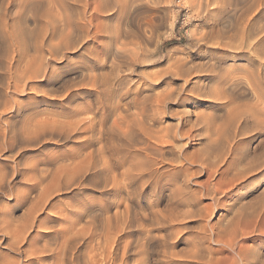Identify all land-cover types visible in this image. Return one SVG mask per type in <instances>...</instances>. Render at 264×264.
<instances>
[{"label":"rangeland","instance_id":"rangeland-1","mask_svg":"<svg viewBox=\"0 0 264 264\" xmlns=\"http://www.w3.org/2000/svg\"><path fill=\"white\" fill-rule=\"evenodd\" d=\"M55 1L0 0V229L21 227L41 186L53 177L63 181L62 169L93 162L107 168L105 177L80 170V184L51 187L55 212L44 228L28 231L36 235L34 245L59 243L55 230L68 225L57 216L61 209H75L81 242L119 210L137 224L126 229L134 252L127 253L128 264L135 257L134 264H264V0L250 13L245 10L253 0L134 1L127 24L141 30L153 16L155 32L143 36L133 54L129 39L124 45L114 39L126 21L110 1L99 0L105 11L92 3L85 13L94 15L90 27L81 30L60 21L80 6ZM244 18L250 19V39L261 41L250 50L242 47L249 34L240 29ZM51 47L54 58L48 57ZM42 55L47 79L24 77L14 89L9 75L19 76L30 57L33 69ZM1 86L12 89L3 93ZM38 119H45L42 131L25 138L24 128ZM137 158L141 168L153 170L150 178L138 175L133 196L125 188L112 195L105 178L110 184L113 174L124 183L122 171L130 163L139 168ZM33 169L46 177L30 186ZM221 237L235 247L242 243L246 256L233 255ZM7 239L0 231L1 253L8 251L2 246Z\"/></svg>","mask_w":264,"mask_h":264},{"label":"bare ground","instance_id":"bare-ground-1","mask_svg":"<svg viewBox=\"0 0 264 264\" xmlns=\"http://www.w3.org/2000/svg\"><path fill=\"white\" fill-rule=\"evenodd\" d=\"M22 1V0H21ZM51 1V0H50ZM55 1V0H54ZM70 1V0H69ZM75 1V3H77V5L80 6L79 10H75V13L73 15H69V14H65V16L63 15L61 18H60V21L61 23L63 22V25L66 23L68 25V27H75V29L78 30V28L81 30V28L85 29V28H88V25L90 27V24H91V20L93 19V13H89V16H86V17H89L87 18V21H85L86 17H85V13L88 9V7L93 3L95 4L93 6V9L95 11H98L100 9V7L102 6L100 3H102L103 1H110L109 4L111 6V9L113 8H116V10L121 14V16L123 17V19L126 21V24H125V27L124 28H119L117 30V33L114 32L113 34H115V38L116 39L115 41L120 43V44H123L124 45V40L126 39H129L130 40V43L132 44L133 46V49L130 51L132 54L135 53V49L136 50H139L141 48V45H140V42L143 41V36L144 38L145 37H150L153 35V33L155 32V23L152 19V17H146L145 18V21L144 22V29H137V28H134V27H131L130 24H127V18H128V15H129V11H130V7L132 6V3L134 1H137V0H103L102 2H100L99 0L96 1V0H73ZM141 1V0H140ZM183 1V0H182ZM191 1V0H190ZM202 1V0H201ZM257 1H263V0H253L251 3L249 2L248 6L246 7V11H248L250 13V9H252V7L256 8L258 7V5H260V3H257ZM29 2V1H28ZM57 3V0L55 1ZM189 2V1H188ZM187 2V3H188ZM210 2H213L214 3H217L219 2V0H205L204 3L206 4H209ZM224 2V1H223ZM27 3V2H26ZM32 3V2H31ZM40 3V2H39ZM49 3V2H48ZM104 3V2H103ZM190 3V2H189ZM194 3V2H193ZM59 4V3H58ZM105 4V3H104ZM108 4V3H107ZM134 4V3H133ZM218 4V3H217ZM150 5V4H149ZM197 5V4H196ZM105 6V5H104ZM103 6V7H104ZM113 6V7H112ZM148 6V5H147ZM198 6V5H197ZM222 6V4H221ZM62 7V5H61ZM54 8V7H53ZM60 8V7H59ZM90 8V7H89ZM107 8V7H106ZM198 8V7H197ZM137 9V8H136ZM64 10V9H63ZM90 10V9H89ZM101 10H104V8L101 7ZM100 10V11H101ZM105 11V10H104ZM203 11V10H202ZM59 12V11H58ZM244 12V13H245ZM53 15V14H52ZM55 17V15H54ZM57 18V16L55 17ZM244 21L241 22V24H243L241 26L240 29H242L241 31L245 32V30H250V26L248 27L247 25L250 24V19L249 18H244L243 19ZM48 21V20H47ZM56 24V23H55ZM65 24V25H66ZM64 25V26H65ZM67 25L65 27H67ZM247 26V27H246ZM63 27V26H62ZM246 27V28H245ZM71 29V28H70ZM74 29V28H73ZM74 29V30H75ZM44 31V30H43ZM146 31L149 33V35L146 34ZM73 32V31H72ZM87 32V31H86ZM248 32H245L246 34ZM40 34V33H39ZM223 34V33H222ZM45 38V36H44ZM112 41V40H111ZM126 42V41H125ZM259 43H261V41L259 39L253 41L250 39V32L249 34H247V37H245L244 39V43H243V46L242 47H246V49L250 50V48H252L253 46L257 45ZM219 43V42H218ZM226 43L227 45V42H224ZM126 44V43H125ZM36 45V44H35ZM51 46V45H50ZM50 46L48 47L50 49ZM56 48V47H55ZM42 49V48H41ZM48 50V54L49 56L48 57H53L54 58V52H57V50H53V47H51V50ZM117 49V48H116ZM119 50V49H118ZM119 52V51H118ZM129 52V53H130ZM126 53V52H125ZM137 53V52H136ZM36 56V55H34ZM32 56V57H34ZM46 56V55H44ZM126 56H130V54H126ZM43 55L40 57V62H39V65H35V67L33 69H30L29 65H32V63H36V61L33 59H28V61L26 60L25 62V65H24V70L23 69H20L21 71H23L21 73L22 75H20L19 73V76L15 73V74H12L11 72V76L9 75V78L10 77L13 79V88L16 89L17 87H20V86H23L24 83H20L22 81V78H30V77H40L41 79L44 78V79H47V75H46V69H47V62H44L43 60ZM13 58V57H12ZM32 60V61H31ZM45 61H46V58H45ZM49 62V61H48ZM32 67V66H31ZM178 70V69H177ZM9 73V74H10ZM89 76V75H88ZM26 78V79H27ZM9 81V80H8ZM81 81V80H80ZM10 82V81H9ZM9 82L7 84H9ZM25 82V81H24ZM85 82V81H84ZM87 82V81H86ZM85 82V83H86ZM89 82V81H88ZM12 83V82H11ZM10 83V85H11ZM26 84V83H25ZM89 84V83H87ZM2 87V92L5 93L7 89H12L10 86H7V89L3 86ZM30 88V87H29ZM23 89V88H21ZM20 90V89H19ZM53 90V89H52ZM41 91V90H40ZM67 91V90H66ZM49 92V91H48ZM1 93V94H3ZM8 93V92H7ZM113 92L111 90H108V92L106 93L108 95V98L110 99L113 94ZM126 93V92H124ZM7 95V94H6ZM67 96H69V92L66 94ZM1 97V95H0ZM4 97V96H3ZM126 104V103H125ZM5 106V105H4ZM116 106H120V102H117L116 103ZM114 106V107H116ZM125 108V107H124ZM75 110V109H74ZM122 111V110H121ZM119 112V111H118ZM183 112V111H182ZM74 114V113H73ZM138 115V114H137ZM135 115V116H137ZM72 116V115H71ZM182 116V115H181ZM146 117V116H145ZM121 118V117H120ZM126 118V116H125ZM135 118V117H134ZM148 118V117H147ZM116 119V118H115ZM143 119V118H142ZM141 119V121H142ZM146 119V118H145ZM153 119V118H152ZM232 119V118H231ZM234 119V118H233ZM88 120V119H87ZM90 120V119H89ZM135 120V119H134ZM58 121V120H57ZM139 121V120H138ZM145 121V120H143ZM148 121V120H147ZM193 121V120H192ZM196 121V120H195ZM119 122V121H118ZM140 122V121H139ZM197 122V121H196ZM195 122V123H196ZM45 119H38L37 122H35V124L33 125H30L29 128H24L25 131L23 132V134L25 135V138H27L29 135H31V133H37V132H40L42 131V127H44L45 125ZM91 123V122H90ZM131 123V122H130ZM150 123V122H149ZM229 123V121H228ZM152 124V123H151ZM150 124V125H151ZM194 124V123H193ZM115 125V124H113ZM136 126V125H135ZM124 127V126H123ZM138 127V126H137ZM144 127V128H143ZM42 128V129H40ZM108 128V127H107ZM117 128V127H116ZM128 128V127H127ZM130 128V127H129ZM148 128V127H147ZM39 129V130H38ZM79 129H84V126H80ZM141 133L144 135V137L146 136H149L148 132L145 130V126L142 125L141 127ZM149 129V128H148ZM147 129V130H148ZM140 130V128H139ZM155 130V129H154ZM102 131V130H101ZM99 132V131H98ZM120 132V130H119ZM236 132V131H235ZM158 133V132H157ZM106 134V133H105ZM128 134V133H127ZM132 134V133H131ZM168 134V133H167ZM100 135V134H99ZM164 135V134H163ZM166 135V134H165ZM223 135V134H222ZM236 135V134H235ZM234 135V136H235ZM90 136V135H89ZM102 136V135H101ZM226 136V135H225ZM38 137V136H37ZM58 137V136H57ZM126 137V136H125ZM162 137V136H161ZM236 137V136H235ZM99 138V137H98ZM176 138V137H175ZM102 139V138H101ZM130 139V138H129ZM152 139V138H151ZM150 139V140H151ZM230 139V138H229ZM131 141V140H130ZM164 141V140H163ZM162 141V143H163ZM166 141V140H165ZM132 142V141H131ZM148 142V141H147ZM161 142V141H160ZM172 142V141H171ZM150 143V142H149ZM231 143V142H230ZM146 144V143H144ZM232 145V144H231ZM135 146V145H134ZM230 147V145H229ZM235 147V146H234ZM77 148V147H76ZM233 148V147H232ZM142 149V148H141ZM140 149V150H141ZM138 150V151H140ZM228 150V149H226ZM234 150V149H232ZM106 151V150H105ZM145 151V150H144ZM231 151V149L228 150V152ZM226 153V152H225ZM224 153V155H226ZM231 153V152H230ZM140 155V154H139ZM146 155V154H145ZM144 155V156H145ZM110 156V155H109ZM139 157V156H138ZM149 157V156H148ZM157 157V156H156ZM141 158V156H140ZM140 158H137V162L140 161L138 159ZM224 158H222V161H223ZM127 160V159H126ZM143 160V158H142ZM141 160V161H142ZM146 160V159H145ZM150 160V159H149ZM148 162V160H146ZM221 162V161H220ZM136 163V162H135ZM139 163V164H138ZM137 164L139 165V168L137 167L136 164H133V163H130L128 166L126 165L124 170L122 171V174H121V179L122 181H124V183H121V181H119V179L116 178L115 175H110L109 177H111V180H109L111 183L109 184L108 179L105 178V181H104V186L106 187L107 185H109V189L112 191V195H114V193H119L121 192V189L122 188H125L127 189L126 190V193L127 195H134V194H131V190H134V192H136L137 188H130L132 183H136L134 182V180L136 178H139L138 175H142L141 177L146 178V176H148L150 178V173L153 171L152 169H150L148 166H146L147 168H149V170L147 171L146 170V167L144 166V169L140 167V162H138ZM142 163V162H141ZM143 164V163H142ZM149 164V163H148ZM124 166V165H123ZM65 167V165L62 164V167L61 169ZM67 167V166H66ZM86 167V166H85ZM90 167V168H89ZM178 167V166H177ZM93 168V172H97V173H100L102 174L104 177L106 175L104 174H107L108 172L106 171L107 168H105V166L103 165H95L93 164V162H91V164L89 166H87V168H80L79 169V166L77 165H73V167H68L67 170H64L62 169L63 172L62 177H64L63 181H61L60 179L58 180L57 177H53L48 183L47 185H42L41 187H44V189H40L41 191L38 193L36 197V199L31 202V205L28 206L27 208V219H26V222L21 226V227H11L10 226H7V227H4V228H1L0 231L2 233V235L8 237L7 241H5L3 248L7 249V253H1L0 252V264H128L129 262L127 261V256L128 252L131 250L132 247V239H130V237L127 235V230L128 228H133L134 226H137L136 222L138 223V221L140 219L135 220V224L136 225H132L131 221L129 219H131V216L127 217L129 219H127L123 214L126 213H122V214H119V210L116 211L114 214H113V219L115 220L116 222V225L114 226L110 224L109 220L111 221V215L109 216H106L107 218V224L105 225V227L103 226V228L101 227V230H99L98 228V231H89L87 233V236L86 235H82L83 236H86L85 238H87L88 240L87 241H84V242H81L79 239H81L80 235H79V232L78 230L76 231L75 229V223L74 222V216L77 215V213L74 211L75 209H68V208H65V209H61L62 212H59L57 213V216L60 218H64L66 221H68V225L64 226L63 224L61 225L60 223V227L55 230L57 231V234L59 233L60 234V241H58L59 243H55V246H52V247H48L47 245H43L42 247H38L36 245H34L32 243L33 239L35 238L36 235L34 234H30L28 231L30 229H34V228H37L38 230L40 228H44L46 223H47V218H48V215H49V212H55L53 211L55 209V204L54 203H50V195L52 193V191H50V189H52L51 187H53L55 184L57 183H62L66 186L67 184H71L73 185L76 180H77V174L80 170H84V171H87L89 169H92ZM152 168V167H151ZM35 169V168H34ZM32 170V171H35V170ZM77 169V171H76ZM45 170V169H44ZM50 170V169H49ZM146 170V171H145ZM152 170V171H150ZM156 170V169H155ZM60 171V170H58ZM107 172V173H104V172ZM52 172V171H51ZM136 172V173H135ZM44 172L41 170H37V172H33L31 173V177L28 179V181H30L29 185L30 186H35V185H39L41 184V182L43 181V179L46 177L44 176L43 174ZM83 173V172H82ZM84 174V173H83ZM59 175V174H58ZM79 175V174H78ZM154 175V173H153ZM221 175V174H220ZM12 176V174H11ZM44 176V178H43ZM55 176V175H54ZM57 176V175H56ZM59 177V176H58ZM87 177V176H86ZM92 177V176H91ZM147 177V179H148ZM219 177V176H218ZM54 178H56L54 180ZM110 179V178H109ZM153 179V178H152ZM104 180V178H103ZM138 180V179H136ZM140 180V179H139ZM146 180V179H144ZM142 181V180H141ZM149 181V180H148ZM151 181V180H150ZM220 181V180H219ZM1 182V181H0ZM88 182V181H87ZM138 182V181H137ZM145 182V181H144ZM152 182V181H151ZM81 182H76V185L77 184H80ZM91 183V182H90ZM176 183V182H175ZM3 183H1L2 185ZM43 184V183H42ZM146 184V183H145ZM125 185V186H124ZM69 186V185H68ZM79 186V185H78ZM124 186V187H123ZM141 187V186H140ZM31 188V187H30ZM29 188V189H30ZM130 188V189H129ZM144 189V187H141ZM140 188V189H141ZM49 189V190H48ZM100 189V188H99ZM124 190V189H123ZM122 190V191H123ZM177 190V189H176ZM125 191V190H124ZM143 191V190H142ZM179 191V190H178ZM137 192H141L138 191ZM111 193V192H110ZM20 196V194H17V196ZM117 195V194H116ZM120 195V194H119ZM176 195V194H175ZM183 195V194H182ZM21 200L24 199V197L20 196ZM118 197V195H117ZM16 198V196H15ZM128 198V197H127ZM19 199V198H18ZM19 199V200H20ZM117 201V199L114 198L113 201ZM31 201V200H30ZM121 201V200H120ZM123 201V200H122ZM191 201V200H190ZM126 203V202H125ZM124 203V204H125ZM70 204V203H69ZM128 204V203H127ZM127 206V205H126ZM124 206V207H126ZM72 207V206H71ZM70 207V208H71ZM76 208V207H75ZM150 208V207H149ZM153 208V207H152ZM84 208H82V211H85L83 210ZM80 211V210H79ZM78 211V212H79ZM144 212V211H143ZM85 213V212H84ZM121 213V212H120ZM145 213V212H144ZM154 213V212H153ZM161 213V212H160ZM81 214V213H80ZM83 214V212H82ZM143 214V213H142ZM63 215V217H62ZM79 215V214H78ZM84 215V214H83ZM154 215V214H153ZM3 216V214H2ZM124 216V217H123ZM138 216V215H137ZM252 216V215H251ZM259 216V215H257ZM23 217V216H22ZM76 217V216H75ZM85 217V216H84ZM254 217V216H253ZM263 217V216H262ZM144 218V217H143ZM264 218V217H263ZM54 219V218H53ZM153 219V218H152ZM171 219V218H170ZM254 219V218H253ZM261 219V218H260ZM1 220V219H0ZM11 220V219H10ZM76 220H79V219H76ZM113 220V221H114ZM259 220V219H258ZM80 221V220H79ZM111 221V223L113 222ZM134 221V220H133ZM255 221V220H254ZM262 221H264L262 219ZM24 222V221H23ZM153 222V220H152ZM151 222V224H152ZM251 222V221H250ZM257 222V220H256ZM259 222V221H258ZM261 222V220H260ZM79 224V222H77ZM76 223V224H77ZM119 223H122L121 225ZM254 223V222H253ZM261 223H264V222H261ZM140 224V223H138ZM154 224V223H153ZM252 224V223H250ZM260 224V223H259ZM8 225V224H7ZM261 225V224H260ZM6 226V225H5ZM15 226V225H14ZM133 226V227H132ZM151 226V225H150ZM261 226H264V225H261ZM53 227V226H51ZM139 227V226H138ZM144 227V226H142ZM226 228V227H225ZM260 228V227H259ZM264 229V227H261ZM86 229V227H85ZM83 229V230H85ZM94 229V228H93ZM97 229V228H95ZM116 229V230H115ZM139 229V228H138ZM81 230V229H80ZM79 230V231H80ZM130 230V229H128ZM146 230V229H145ZM229 231V230H228ZM233 231V229H232ZM252 231V230H251ZM260 232V230H258ZM244 232V231H243ZM85 233V232H84ZM234 233H236V230L234 231ZM262 234H264L263 232H260ZM145 234H147L145 232ZM145 234L143 235L144 236V239H145ZM150 232H149V235L147 236L148 237H153V236H150ZM224 232L221 234L223 235ZM226 234V232H225ZM233 235V232L230 233ZM243 234V233H242ZM247 234V232H246ZM78 235L80 236L79 239H78ZM137 235V234H136ZM140 236L142 235L141 233L139 234ZM219 235V236H221ZM227 235V234H226ZM238 235V234H236ZM140 236H136L137 238L140 237ZM155 236V235H154ZM157 236V235H156ZM59 237V236H58ZM158 237V236H157ZM223 237V236H222ZM221 237V238H222ZM234 237L236 238L237 236L234 235ZM243 237V236H242ZM57 238V237H56ZM162 238V237H161ZM140 239V238H139ZM143 239V238H142ZM150 239V238H149ZM154 239V238H153ZM223 239V238H222ZM83 240V238H82ZM136 240V239H135ZM141 240V239H140ZM162 240V239H161ZM220 240V238H219ZM229 240V239H227ZM138 241V239H137ZM147 241V240H146ZM224 241V239H223ZM218 242V241H217ZM232 242V240H231ZM139 243V241H138ZM142 243V242H141ZM144 243V242H143ZM164 243V242H163ZM219 243V242H218ZM234 243V242H233ZM134 244L136 246V242L134 241ZM146 244V243H145ZM223 245H225L226 247H228L227 249H230L231 251H233V255L235 254L237 256V258L241 257V254H245L246 256V253L248 251L245 250V246L241 243L239 244L238 246L235 247L234 244L232 243H229V241H224L222 242ZM54 245V244H53ZM83 245V246H81ZM221 245V244H220ZM134 246V245H133ZM224 246V247H225ZM223 247V248H224ZM135 249V248H134ZM225 249V248H224ZM132 251V250H131ZM200 251V250H199ZM202 251V250H201ZM230 251V252H231ZM138 252V250L136 251ZM132 253H134L132 251ZM165 253V252H164ZM11 254H15V257L12 256ZM130 254V253H129ZM138 254V253H137ZM136 254V256H137ZM232 254V253H231ZM133 255V254H132ZM232 255V256H233ZM134 256V255H133ZM243 256V255H242ZM195 257V255H194ZM136 258V257H135ZM134 258V261L137 260V258L135 259ZM211 258V257H210ZM214 258V257H212ZM243 258L241 257V260ZM211 260V259H210ZM218 260V259H217ZM245 260V258H244ZM134 261H131L133 262L134 264ZM130 262V263H131ZM136 263V262H135ZM211 263H216V262H213L211 260ZM140 264V263H139Z\"/></svg>","mask_w":264,"mask_h":264}]
</instances>
